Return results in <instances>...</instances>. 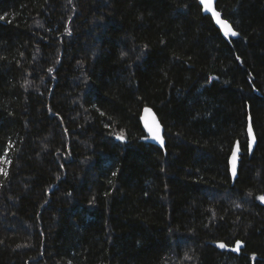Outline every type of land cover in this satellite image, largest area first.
I'll return each mask as SVG.
<instances>
[{"label":"trees","instance_id":"trees-1","mask_svg":"<svg viewBox=\"0 0 264 264\" xmlns=\"http://www.w3.org/2000/svg\"><path fill=\"white\" fill-rule=\"evenodd\" d=\"M215 9L237 36L200 0H0V264H264V0Z\"/></svg>","mask_w":264,"mask_h":264},{"label":"water","instance_id":"water-1","mask_svg":"<svg viewBox=\"0 0 264 264\" xmlns=\"http://www.w3.org/2000/svg\"><path fill=\"white\" fill-rule=\"evenodd\" d=\"M215 3H216V0H213V7L215 9ZM202 6V10L203 12L206 14V15H209L214 23L220 28L222 29L217 23H216V20H215V17L212 16L211 12H207L205 11L204 9V6L201 4ZM216 10V9H215ZM223 30V29H222ZM141 124H142V127H143V130L144 132L146 133L147 137L144 138V140L158 146V147H164L165 146V138H164V132H165V129L163 127V125L161 124L157 114L155 113V111L150 108V107H145L143 110H142V114H141ZM154 124H159L160 125V138L162 139L163 143H161L160 140H157V139H153V133H151L149 131V127L150 126H153ZM248 124H249V119H248ZM252 124V122H251ZM253 128V126H252ZM247 129H248V125H247ZM247 135H248V141H249V151L252 153L255 149V146H256V143H257V139H256V135H255V132L254 130L252 131V134L250 135L248 133V130H247ZM252 136L255 137V140L253 141L252 139ZM116 140L118 141H121V142H126V138L123 137V139H118L116 137ZM237 149V145L234 147L232 153H231V156H230V159H229V169H230V174H231V177H232V181L234 182L236 180V178L238 177V168H239V162H240V148L238 151H236ZM236 151V155H237V162H236V175L233 176L232 174V164H231V157H232V154L233 152ZM239 246L237 245V243L235 244L234 247L230 248L231 250L232 249H235L237 247H239V250L238 251H234L236 253H240V249L243 247V243L241 241H239ZM233 251V250H232Z\"/></svg>","mask_w":264,"mask_h":264},{"label":"snow or ice","instance_id":"snow-or-ice-1","mask_svg":"<svg viewBox=\"0 0 264 264\" xmlns=\"http://www.w3.org/2000/svg\"><path fill=\"white\" fill-rule=\"evenodd\" d=\"M200 3L204 6L205 11L207 12H211L212 16L215 17L216 23L224 30V34L227 35H231L233 37L237 36L238 33L232 28L231 24L229 23V20L227 19H222L221 18V12L220 11H216L213 7V0H200ZM0 19H2V17H0ZM126 55L125 53L121 54ZM237 59H239V57H237ZM248 133L251 135L253 128H252V124H251V117H249V124H248ZM149 131L151 133H153V139H157L160 140L161 143H163L162 139L160 138V125L159 124H154L153 126L149 127ZM118 139H123V135L119 134L117 136ZM253 141L255 140V137L252 136ZM239 150V145L237 143V149L236 151ZM236 151L233 152L232 157H231V164H232V174L233 176L236 175V162H237V155H236ZM10 163V161H8ZM7 172H4V175L7 176ZM113 175H116V173H113ZM261 201H264V196H261L259 198ZM239 241L237 242V245L239 246ZM219 247L221 249H224L226 247V245L224 243H220ZM233 251H238L239 247L232 249Z\"/></svg>","mask_w":264,"mask_h":264}]
</instances>
